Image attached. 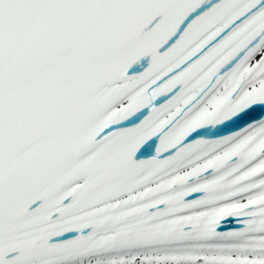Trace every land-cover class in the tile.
<instances>
[{
	"label": "snow or ice",
	"instance_id": "snow-or-ice-1",
	"mask_svg": "<svg viewBox=\"0 0 264 264\" xmlns=\"http://www.w3.org/2000/svg\"><path fill=\"white\" fill-rule=\"evenodd\" d=\"M0 264H264V0H0Z\"/></svg>",
	"mask_w": 264,
	"mask_h": 264
},
{
	"label": "bare ground",
	"instance_id": "bare-ground-1",
	"mask_svg": "<svg viewBox=\"0 0 264 264\" xmlns=\"http://www.w3.org/2000/svg\"><path fill=\"white\" fill-rule=\"evenodd\" d=\"M238 124L239 123H242V122H237ZM236 129V125H231V126H229V127H227V128H223V129H221V133L222 134H226V132L227 131H229V130H235ZM235 225V222H232V223H230V224H228L227 226H226V230L227 229H230L231 227H233Z\"/></svg>",
	"mask_w": 264,
	"mask_h": 264
}]
</instances>
